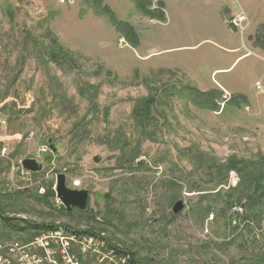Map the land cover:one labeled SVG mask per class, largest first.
Segmentation results:
<instances>
[{
  "label": "rangeland",
  "instance_id": "1",
  "mask_svg": "<svg viewBox=\"0 0 264 264\" xmlns=\"http://www.w3.org/2000/svg\"><path fill=\"white\" fill-rule=\"evenodd\" d=\"M142 1L162 6L165 19L137 0L103 2L135 28L133 46L92 2L0 0V212L104 230L139 264L251 261L264 252L263 10L250 14L241 0ZM237 10L251 23L244 31L231 22ZM185 87L221 94L220 109L199 106ZM26 158L43 171L23 173ZM243 173L259 180L241 195L233 189ZM60 174L87 192L85 208L56 201ZM42 186L55 195L40 198ZM255 191L263 194L249 199ZM249 200L262 213L235 230ZM0 233L30 234L2 221Z\"/></svg>",
  "mask_w": 264,
  "mask_h": 264
},
{
  "label": "built area",
  "instance_id": "2",
  "mask_svg": "<svg viewBox=\"0 0 264 264\" xmlns=\"http://www.w3.org/2000/svg\"><path fill=\"white\" fill-rule=\"evenodd\" d=\"M246 21V13L242 10L231 20L232 24L243 31L250 23ZM4 125L5 120L0 115V131ZM46 150L47 147H42L40 153ZM1 157L9 158L7 147L2 149ZM12 170L14 174L15 164ZM22 172L29 173L25 169ZM236 183V179L233 180L232 184ZM39 192L45 194L46 190L42 186ZM56 201L61 200L58 197ZM133 260L131 254L110 241L104 230L91 233L85 229L56 225L41 231L30 240L0 239V264H139Z\"/></svg>",
  "mask_w": 264,
  "mask_h": 264
},
{
  "label": "trees",
  "instance_id": "3",
  "mask_svg": "<svg viewBox=\"0 0 264 264\" xmlns=\"http://www.w3.org/2000/svg\"><path fill=\"white\" fill-rule=\"evenodd\" d=\"M87 2H92L94 3V6H96V8H98V10L103 13L104 15H106L109 20L112 22V24L115 26L116 31L118 32V36H122L125 37L129 43L133 46H136L138 43V34L135 30V28L127 21L125 20H120L118 19V17L116 16L115 12L112 10V8L108 5H103L104 0H85ZM162 4V3H160ZM137 5L139 6V8L147 15L149 16H153V18L155 19H165V13L163 12V7H157L154 9H151V2L150 1H139L137 0ZM262 28H264V25L260 26ZM259 27V28H260ZM260 35L257 33L256 37L258 38ZM262 35V34H261ZM256 43H258V40H256ZM184 91H186L189 96L194 100V102L196 104H198L199 106H203V107H209L212 110H219L220 106L218 105V99L221 97V94L216 93L214 91H201L199 89H196L195 87H185L183 88ZM225 101V104H233L235 103V98L232 97L229 100H223ZM7 106L3 107V110L7 109ZM54 148V146H53ZM37 174V173H35ZM243 178H240V182L235 186V188L233 189V191L238 192L242 195L243 189L242 186L244 185V183H248V182H254V181H258L259 179L255 176V175H250L248 173H243ZM260 177H262L260 175ZM54 193H50V191H46V194L40 196V198H45V197H51ZM263 194V192L261 193V195ZM55 195V194H54ZM259 195V196H261ZM259 197L256 195V191L254 193H250L248 195L249 199H252L253 197ZM231 199V203H235V206L238 201V197H236L235 195H231L230 197ZM45 200V199H44ZM235 200V201H234ZM255 200V199H254ZM256 201V200H255ZM46 203L49 202V200L45 201ZM254 201L249 200V202L245 205H243V203L240 202V206L245 208V213L241 214V216L236 215L235 216V230H239L241 231V229L243 230V228H241V225L239 224V221H243L244 223L247 222H251L252 219H254L252 217V215L256 216L261 214V211H255V206H254ZM66 210V208H64ZM248 210L250 212H253L251 214H248ZM255 220V219H254ZM0 221H2V223L4 224V227H6L7 229H10L12 231H16V232H26V233H30L29 237H27L25 240H30L32 239L34 236H36L37 234H39L41 231L44 230H49L54 228L56 225L54 224H37L34 223L33 221H29L28 219H24V218H20V217H10V216H4L2 215V213L0 212ZM88 232L94 233L95 231H93V229H88ZM37 232V233H36ZM36 234V235H34ZM30 235H33L30 237ZM4 237H8L7 234H3L0 233V239L4 238ZM126 253H129L127 250L123 249ZM133 256L134 259V255L131 254ZM134 262L136 261L135 259L133 260ZM235 264H264V252L261 253L258 257L254 258L253 260L249 261L247 260H242L239 261L238 263Z\"/></svg>",
  "mask_w": 264,
  "mask_h": 264
},
{
  "label": "water",
  "instance_id": "4",
  "mask_svg": "<svg viewBox=\"0 0 264 264\" xmlns=\"http://www.w3.org/2000/svg\"><path fill=\"white\" fill-rule=\"evenodd\" d=\"M94 161L99 162L100 158L95 156ZM21 165L23 169L32 173H40L44 169V163L36 158H26L22 160ZM139 165H142V162H139ZM56 191L58 197L68 210H71L73 207L85 208L88 198L87 192L67 188L65 175L63 174L58 176ZM184 206V200H178L173 206V213L178 215L183 210Z\"/></svg>",
  "mask_w": 264,
  "mask_h": 264
},
{
  "label": "crops",
  "instance_id": "5",
  "mask_svg": "<svg viewBox=\"0 0 264 264\" xmlns=\"http://www.w3.org/2000/svg\"><path fill=\"white\" fill-rule=\"evenodd\" d=\"M241 2L243 4V7L246 8L250 14L259 13V12H262V10H263V13H264V7H260L259 6L261 8V10L260 9H255L256 7L255 8H252L247 0H241ZM239 6H241V5H239ZM237 11H235V13ZM262 23L264 24V22H262Z\"/></svg>",
  "mask_w": 264,
  "mask_h": 264
}]
</instances>
